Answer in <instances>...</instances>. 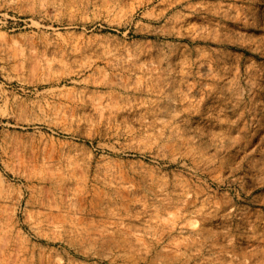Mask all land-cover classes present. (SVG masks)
Segmentation results:
<instances>
[{
  "label": "rangeland",
  "instance_id": "1",
  "mask_svg": "<svg viewBox=\"0 0 264 264\" xmlns=\"http://www.w3.org/2000/svg\"><path fill=\"white\" fill-rule=\"evenodd\" d=\"M0 264H264V0H0Z\"/></svg>",
  "mask_w": 264,
  "mask_h": 264
},
{
  "label": "bare ground",
  "instance_id": "2",
  "mask_svg": "<svg viewBox=\"0 0 264 264\" xmlns=\"http://www.w3.org/2000/svg\"><path fill=\"white\" fill-rule=\"evenodd\" d=\"M159 116H161V117H166V116H168V114L165 112V111H163V110H161L160 112H159ZM162 194V193H161ZM163 195V194H162ZM161 195V196H162ZM186 212H191V209L189 208V209H186V210H184L183 211V213H186Z\"/></svg>",
  "mask_w": 264,
  "mask_h": 264
}]
</instances>
